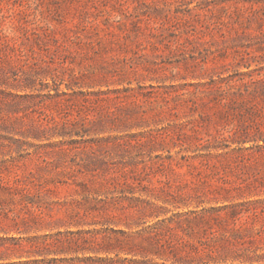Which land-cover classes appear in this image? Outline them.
I'll list each match as a JSON object with an SVG mask.
<instances>
[{
	"label": "rangeland",
	"instance_id": "1",
	"mask_svg": "<svg viewBox=\"0 0 264 264\" xmlns=\"http://www.w3.org/2000/svg\"><path fill=\"white\" fill-rule=\"evenodd\" d=\"M0 264H264V0H0Z\"/></svg>",
	"mask_w": 264,
	"mask_h": 264
}]
</instances>
